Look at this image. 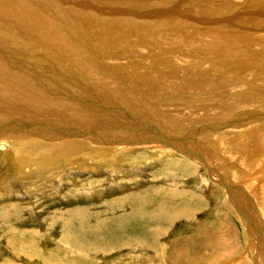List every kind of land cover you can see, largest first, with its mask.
I'll use <instances>...</instances> for the list:
<instances>
[{"label":"rangeland","instance_id":"obj_1","mask_svg":"<svg viewBox=\"0 0 264 264\" xmlns=\"http://www.w3.org/2000/svg\"><path fill=\"white\" fill-rule=\"evenodd\" d=\"M263 15L264 0H0V122L29 118L1 134L0 264L264 263ZM117 113L185 155L108 151L101 132L63 146L70 122ZM29 120L60 131L29 144ZM4 145L30 160L18 181ZM72 162L87 169L46 178Z\"/></svg>","mask_w":264,"mask_h":264},{"label":"bare ground","instance_id":"obj_2","mask_svg":"<svg viewBox=\"0 0 264 264\" xmlns=\"http://www.w3.org/2000/svg\"><path fill=\"white\" fill-rule=\"evenodd\" d=\"M229 8V7H228ZM227 12H229L228 11V9H227ZM263 11H261V13H262ZM225 13V12H224ZM220 14V13H219ZM226 14V13H225ZM229 14V13H228ZM257 14V13H256ZM252 15V14H251ZM257 15H259V14H257ZM38 16H40L41 17V15H38ZM227 16V15H226ZM234 16V15H233ZM236 16V15H235ZM255 16V15H254ZM263 17H264V15H263ZM228 19H230L231 20V18H228ZM227 19V20H228ZM236 20H238V19H236ZM225 21V20H224ZM229 21V20H228ZM234 21V20H233ZM255 21H257V20H255ZM219 22V21H218ZM235 22V21H234ZM237 22V21H236ZM216 23V22H215ZM240 23V22H239ZM218 24V23H217ZM225 24V23H224ZM228 24V23H227ZM241 24V23H240ZM215 24H213V26H214ZM219 25V24H218ZM204 26V25H203ZM220 26V25H219ZM224 26V25H223ZM222 26V27H223ZM225 26H226V24H225ZM229 26H230V24H229ZM216 27V26H215ZM231 27V26H230ZM235 27V26H234ZM209 28H210V26H209ZM218 28H220V27H218ZM227 28V27H226ZM232 29H233V27H232ZM238 29V28H237ZM214 30V29H213ZM220 30V29H219ZM223 30L225 31V29L223 28ZM212 31V30H211ZM222 31V30H221ZM44 32V31H43ZM228 32V31H227ZM254 33V32H253ZM257 37H258V35H256ZM256 36H255V38H256ZM251 37V36H250ZM214 38V37H213ZM216 38V37H215ZM214 38V39H215ZM219 38V37H218ZM221 38V37H220ZM261 38V37H260ZM258 39L259 41L261 40V39ZM210 39V38H209ZM212 39V38H211ZM210 39V40H211ZM213 39V40H214ZM224 39V38H223ZM263 39L264 38H262V43H261V45L263 44ZM202 40V39H201ZM200 40V41H201ZM217 40V39H216ZM227 40V39H226ZM250 40V39H249ZM206 41H209V40H206ZM248 41V40H247ZM218 42H220L221 43V41H218ZM227 42V41H226ZM189 43V42H188ZM223 43H225V41L223 42ZM192 44V43H191ZM229 43H227V45H228ZM220 45V44H219ZM226 45V46H227ZM258 45V43L256 44V46ZM210 46V45H209ZM212 46H214V45H212ZM255 46V47H256ZM254 47V46H253ZM258 47V46H257ZM44 48V47H43ZM219 48V47H218ZM220 48H221V46H220ZM226 48V47H225ZM49 49V48H48ZM261 49V48H260ZM264 49V48H263ZM228 50V49H227ZM215 52H216V50H214ZM217 53V52H216ZM215 54V53H214ZM219 55V54H218ZM230 57H232L231 55H230ZM258 59V58H257ZM260 59V58H259ZM261 60V59H260ZM263 60V59H262ZM244 64H246V62L244 63ZM261 66V65H260ZM263 69V68H262ZM254 70H255V68H254ZM258 70V69H257ZM259 70H260V67H259ZM264 70V69H263ZM246 73V72H245ZM1 74V73H0ZM3 74V73H2ZM24 74V73H23ZM234 74V73H233ZM5 75V74H4ZM11 75V74H10ZM6 76V75H5ZM258 76V75H257ZM1 77V76H0ZM7 77V76H6ZM24 77V76H23ZM29 77V76H28ZM232 77V76H231ZM7 79V78H6ZM13 79V78H12ZM25 79V78H24ZM27 79H29V78H27ZM33 80V79H32ZM245 80V79H244ZM5 81V80H4ZM19 81V80H18ZM10 82H11V80H10ZM21 82V81H20ZM22 82H24V81H22ZM239 82V81H238ZM17 83V81H15V83H13L15 86L16 85H19V83L18 84H16ZM236 83V82H235ZM261 83H263L262 84V87H263V85H264V82L262 81ZM25 84H27L26 82H25ZM258 84H260V83H258ZM21 86H23V85H21ZM29 85L27 84V86L26 87H28ZM13 87V86H12ZM18 87V86H17ZM24 87V86H23ZM31 87V86H30ZM29 87V88H30ZM46 88V87H45ZM36 90V89H35ZM39 90V89H38ZM37 90V91H38ZM21 91V90H20ZM30 92V91H29ZM85 93V92H84ZM260 93V92H259ZM66 94V93H65ZM64 94V95H65ZM69 94V93H68ZM70 95V94H69ZM31 96V95H30ZM42 96H44V95H42ZM33 97V96H32ZM63 97V96H62ZM34 98V97H33ZM37 98V97H36ZM36 98H35V100H36ZM43 98V97H42ZM46 98V97H45ZM66 98V97H65ZM40 100H41V98H39ZM237 99V98H236ZM42 100H44V98L42 99ZM36 101H38V100H36ZM9 102V101H8ZM8 102H6V103H8ZM74 102V101H73ZM11 103V102H10ZM42 103V102H41ZM44 104V103H43ZM109 104V103H108ZM242 104V103H241ZM40 105V104H39ZM238 106V105H237ZM242 106H243V104H242ZM241 105L238 107V109L240 110V108L242 107ZM245 106V105H244ZM234 107V106H233ZM246 107V106H245ZM42 108V107H41ZM243 108V107H242ZM38 109V108H37ZM237 109V108H236ZM235 109V110H236ZM120 110V109H119ZM123 111V110H122ZM230 111H233V110H230ZM237 111V110H236ZM89 112H91V111H89ZM226 112V111H225ZM1 114H2V112H0ZM58 113V112H57ZM119 113V112H118ZM117 113V118L116 117H113V115H110L109 114V116H107L108 118H106V119H108V121H104V122H100V123H104L103 125L104 126H100V127H98L99 125H97V126H93V127H95L94 129L92 128H81V127H79L78 125H73L71 122H70V125L72 126L71 128H69L68 127V129L69 130H73L75 133L76 132H81L82 133V136H81V134H78V133H76V134H70V135H65V130L64 131H62V133H59V134H64L65 135V137L63 138L64 140H67V139H69V140H67V142H65V143H62L63 144V146H64V144H66L67 146H69V144H71V143H75V142H77V140H73V139H77V138H79L80 136L81 137H86V136H88V135H92V136H90L91 138H89L88 137V142H93V138H95V139H97V136H94V134L95 135H97V132L98 133H104L105 135H103L102 136V139L101 140H98L99 142H101V143H109V140H110V138L111 137H113V138H111V139H115L114 137H117L115 140H114V142H115V144H113L114 146H107L106 148H103V149H107L108 151H112V150H116V152H118V153H122V152H124V153H127V152H130V151H133V150H135V148H139L140 146L142 147L143 145H145L144 147H142V148H149L150 146H148V145H151L152 146V148H154L153 150L155 151V149H161L159 146H163V145H168L170 148H172L173 149V151H175V152H177V153H184V155H185V152H182L181 150V148H179V145H178V147H176V144H175V141H174V143H168L167 144V142H168V138L167 137H165L162 133H160L159 131H155L154 129H153V126L151 127V126H149V125H145V123L144 124H142V123H138V122H134V120H132V118H131V116H129V115H127V116H119L120 114H118ZM128 113V112H127ZM250 113V112H249ZM0 114V115H1ZM115 114V113H114ZM130 114V113H129ZM17 115V114H16ZM123 115V114H122ZM231 115V114H230ZM253 115H255V114H253ZM40 116V115H39ZM235 116V115H234ZM9 117V116H8ZM50 117V116H49ZM82 117V116H81ZM90 117V116H89ZM255 117H257V116H255ZM26 118V117H25ZM25 118H23V117H18V116H16V118H14V117H12L10 120H8V121H6V122H0V147L2 148L3 147V143H6V137L5 138H2V136H1V134L2 133H5V131H7V132H9L14 126H16V125H19V123L22 121V120H24ZM48 118V117H47ZM51 118V117H50ZM83 118V117H82ZM246 118V117H245ZM0 119L2 120V121H4V120H6L7 119V117L4 115V116H2L1 115V117H0ZM26 119H29V118H26ZM191 119V118H190ZM36 120V119H35ZM52 120V119H51ZM90 120V119H89ZM246 120V119H245ZM57 121V120H56ZM64 121V120H63ZM25 121H23V122H21V123H24ZM36 122V121H35ZM35 122H32L31 120H29L28 122H26L25 123V125L24 126H22L23 128L25 127V126H27V129H28V131H29V134H27V133H25V134H21L22 136H24L23 137V139H26V141H28V143L31 141H34L35 143L37 142V143H41V142H43L42 140L43 139H46V138H42V137H46V135H42V134H44V133H40V131L39 130H41V132H46L47 133V131H49V133H50V130L51 131H53V132H58V131H60V129L58 128V127H55V126H46L47 124H45V123H41V125L40 126H46L47 128H46V130H42V129H40V127L39 126H35ZM38 122V121H37ZM75 122V121H74ZM82 122V121H81ZM99 122V121H98ZM133 122L135 123V124H133ZM20 123V124H21ZM40 123V122H39ZM69 123V122H68ZM99 123V124H100ZM62 124V123H61ZM65 124V123H64ZM147 124V123H146ZM248 124V123H247ZM56 125V124H55ZM63 125V124H62ZM67 126H68V124H67ZM248 126H251V124L249 125L248 124ZM256 126V125H255ZM262 126H263V124H262ZM20 127V126H19ZM62 127H64V125L62 126ZM83 127V126H82ZM243 127V126H242ZM18 128V127H17ZM66 128V127H65ZM96 128L97 129H100V131H97L96 130ZM108 128H111L110 130L108 129ZM256 128V127H255ZM259 128V127H258ZM38 129V130H37ZM64 129V128H63ZM67 129V128H66ZM219 130V128H215V130ZM252 129H254V128H252ZM262 129V128H261ZM114 130V131H113ZM185 130V129H184ZM240 130L241 131H243V129L241 128V126H240ZM248 130H250V129H247V132H248ZM244 131H246V130H244ZM251 131V130H250ZM249 131V132H250ZM227 132V131H226ZM231 132H234V130L233 131H231ZM239 132V131H238ZM251 133V132H250ZM249 133V134H250ZM156 134H159L160 135V137L158 136V135H156ZM210 134H212V133H210ZM225 134V133H224ZM238 134V133H237ZM49 135V134H48ZM209 135V134H208ZM215 135V134H214ZM211 136H213V135H211ZM225 136H227V134H225ZM110 137V138H109ZM42 140H41V139ZM57 138H59V137H57ZM99 138V137H98ZM189 138V137H188ZM208 138V137H207ZM211 138V137H210ZM213 138H215L214 136H213ZM72 139V140H71ZM105 139V140H104ZM167 139V140H166ZM264 139V138H263ZM51 140H54V138H52ZM182 140V139H181ZM60 141H63V140H60ZM97 141V140H96ZM218 141H219V139H218ZM221 141V140H220ZM30 142V143H31ZM59 142V141H58ZM88 142H86V143H88ZM95 142V141H94ZM110 142H111V140H110ZM177 142V141H176ZM214 142V141H213ZM29 143V144H30ZM222 143V142H221ZM81 144V143H80ZM175 146H174V145ZM184 144V143H183ZM199 144V143H198ZM214 145V144H213ZM5 146V145H4ZM62 146V145H61ZM153 146H155V147H153ZM58 147V146H57ZM197 148V147H196ZM65 148H63V150H64ZM164 149V148H163ZM200 149V148H199ZM20 150V148L18 147V148H12L11 150H10V148H8V146L6 147L5 146V148H4V150H3V152H2V158L1 159H3L4 160V162H3V165H2V168H4L3 170L5 171V172H11L12 173V175L13 174H15L16 175V177H17V181H18V179H20L22 176H25L26 174L24 173V172H26V171H24V169L26 170V168H24L25 166H26V164L30 161H28V160H26V158H22V153L19 151ZM62 150V151H63ZM70 150V149H69ZM162 151V149L160 150V152ZM37 152V151H36ZM39 153V152H38ZM37 153V154H38ZM108 153V152H107ZM120 153V154H121ZM149 153H151V152H149ZM155 153V152H154ZM172 153V152H171ZM170 153V154H171ZM31 154V153H30ZM34 154H36V153H34ZM106 154V153H105ZM114 154V153H113ZM119 154V155H120ZM129 154V153H128ZM44 155V154H43ZM124 155V154H123ZM122 155V156H123ZM198 155V154H197ZM67 156V155H66ZM65 156V158H63V160L64 161H69V160H71V157L70 156H67L66 157ZM121 156V157H122ZM129 156V155H128ZM241 156V155H240ZM46 157V156H45ZM98 157V156H97ZM110 157V156H109ZM109 157H107L106 158V156H105V160L103 159V160H101V162H105L104 163V165H108V164H110V165H112V162H113V159L112 158H109ZM138 157V156H137ZM199 157V156H198ZM197 157V158H198ZM38 158H40V157H38ZM87 158V157H86ZM124 158H127V156L125 155V157ZM162 158V157H161ZM204 158V157H203ZM44 159V158H43ZM48 159H50V158H48ZM57 159V158H56ZM56 159H55V162H56ZM157 159V158H156ZM202 159V158H201ZM210 159V158H209ZM261 159V158H260ZM2 160V161H3ZM84 160V159H83ZM97 160V159H96ZM121 160H123L124 161V159H123V157H122V159ZM127 160H128V158H127ZM137 160V159H136ZM160 160V159H159ZM199 160H200V158H199ZM199 160H196V162L197 161H199ZM53 161V160H52ZM51 159H50V162H49V164L51 165ZM95 161V160H94ZM130 161V160H129ZM128 161V162H129ZM245 161V160H244ZM84 162V161H83ZM87 162H88V160H87ZM122 162V161H121ZM127 162V163H128ZM200 162H201V160H200ZM203 162V161H202ZM205 162V161H204ZM82 163V162H81ZM89 163H90V161H89ZM126 163V162H125ZM124 163V164H125ZM91 164V163H90ZM206 164V163H205ZM39 165V164H38ZM41 165V164H40ZM58 165V164H57ZM140 165V164H139ZM45 166V165H44ZM43 166V167H44ZM47 166V165H46ZM52 166V165H51ZM51 166H49V168L51 167ZM71 166V167H70ZM74 166H78L79 167V169H73L72 167H74ZM127 166V165H126ZM257 166V165H256ZM69 167V168H68ZM102 167H103V165H102ZM28 168V167H27ZM36 168V167H35ZM34 168V169H35ZM47 168H48V166H47ZM48 168V169H49ZM105 168H107L108 169V166L107 167H105ZM104 168V169H105ZM44 169V168H43ZM42 169V170H43ZM52 169L54 170V169H58V171L56 172L55 170V173L53 172V173H50L49 174V176H47L46 177V175L44 174V176L46 177V178H52L53 180H56L57 178H58V176L60 175H62L64 172H65V170L67 171L68 170V172L69 171H71V170H83V169H87L86 167H85V165H83V164H77V165H75L74 164V162H72V163H67V165H65V166H61V165H59V166H57V167H52ZM110 169V168H109ZM31 171V170H30ZM29 170L27 171V172H30ZM44 171V170H43ZM48 171V170H47ZM263 171V170H262ZM100 172V171H99ZM107 172V171H106ZM111 172V171H110ZM41 173V172H40ZM37 174H38V172H37ZM111 175H112V173H110ZM110 175V176H111ZM60 176H59V178H60ZM108 176V175H107ZM15 177V178H16ZM62 177V176H61ZM14 178V179H15ZM41 178V177H40ZM59 178H58V180L56 181V183L58 182V181H60L59 180ZM28 179V178H27ZM51 179V180H52ZM6 180V184L7 185H10V183L9 182H12V181H9L8 179H5ZM8 180V181H7ZM14 182H16V181H14ZM50 182H52V181H50ZM43 183V182H42ZM247 183V182H246ZM5 184V185H6ZM13 184V183H12ZM52 185V184H51ZM60 185V184H59ZM11 186V185H10ZM7 187H9V186H7ZM5 188H6V186H5ZM10 188V187H9ZM226 193V192H225ZM227 197V196H226ZM163 200V199H162ZM225 201V200H224ZM228 202V201H227ZM236 204V203H235ZM123 212V211H122ZM155 214H157L156 212H154ZM153 213V214H154ZM194 213V212H193ZM261 213V212H260ZM151 215H152V213H151ZM158 215V214H157ZM160 215H161V213H160ZM179 216H181V215H179ZM242 216V215H241ZM244 216V215H243ZM259 216V215H258ZM152 217V216H151ZM150 217V218H151ZM160 217H162V215L160 216ZM174 217H176V216H174ZM157 218V217H156ZM156 218H155V220H156ZM165 219V218H164ZM161 220V219H160ZM245 221V220H244ZM144 222V221H143ZM156 222V221H155ZM166 222H167V220H166ZM145 223H146V221H145ZM169 223V222H168ZM241 224H242V221H241ZM158 225V224H157ZM166 225H167V223H166ZM244 225V224H243ZM171 226V225H170ZM245 226V225H244ZM150 227V226H149ZM148 227V228H149ZM154 227V226H153ZM152 227V228H153ZM162 227H165V225L164 226H162ZM243 227V226H242ZM147 228V227H146ZM159 230V229H158ZM143 231V230H142ZM145 231V230H144ZM147 231V230H146ZM160 231V230H159ZM148 232V231H147ZM143 233H145V232H143ZM150 233V232H149ZM149 233H145V234H143L144 235V237L145 238H150L151 236H147V235H149ZM159 234V233H158ZM163 234V233H162ZM127 235H129V234H127ZM159 236V235H158ZM156 237H157V235H156ZM248 237V236H247ZM160 238V237H159ZM163 239H164V237H162ZM168 238V237H167ZM129 239V238H128ZM156 239V238H155ZM158 239V238H157ZM143 240V239H142ZM146 239H144V241H145ZM161 240V239H160ZM141 241V240H140ZM155 242L157 241V240H154ZM145 242H147V241H145ZM153 242V241H152ZM152 242H151V246H152ZM117 242H115L114 244H116ZM247 244H248V242H247ZM250 244V243H249ZM122 245V244H121ZM147 245V244H146ZM117 246V245H116ZM145 246V245H144ZM161 246V245H160ZM255 246V245H254ZM140 247V246H139ZM144 248V247H143ZM152 248V247H151ZM251 248V247H250ZM154 249V248H153ZM144 250V249H143ZM142 250V251H143ZM151 250V249H150ZM245 250V249H244ZM251 250V249H250ZM145 251V250H144ZM247 251H249V250H247ZM147 252H150V251H147ZM245 257V256H244ZM243 259V258H242ZM262 263V262H261ZM262 264H264V263H262Z\"/></svg>","mask_w":264,"mask_h":264}]
</instances>
